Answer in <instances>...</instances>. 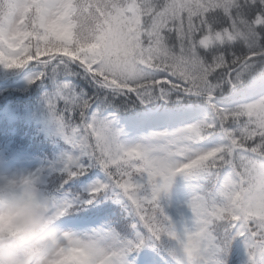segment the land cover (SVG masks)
Masks as SVG:
<instances>
[{
	"label": "clouds",
	"instance_id": "1",
	"mask_svg": "<svg viewBox=\"0 0 264 264\" xmlns=\"http://www.w3.org/2000/svg\"><path fill=\"white\" fill-rule=\"evenodd\" d=\"M225 49L242 63L264 49V0H0V69L38 87L83 68L117 88H140L161 76L180 81L182 70ZM248 63L249 77L264 75V60ZM247 83L221 95L237 103L264 97L238 96ZM168 91L174 104L179 92ZM259 115L264 118V105ZM59 159L34 170L0 171V264H135L138 245L129 246L114 225L66 223L85 210L78 202L86 196L66 187L80 173L64 171ZM151 160L177 174L174 204L155 226L154 240L141 243L152 241L164 264H232L236 247L241 264H264V180L239 161L204 173L198 159L186 162L179 149ZM181 183L203 188L191 207L177 198Z\"/></svg>",
	"mask_w": 264,
	"mask_h": 264
},
{
	"label": "snow or ice",
	"instance_id": "2",
	"mask_svg": "<svg viewBox=\"0 0 264 264\" xmlns=\"http://www.w3.org/2000/svg\"><path fill=\"white\" fill-rule=\"evenodd\" d=\"M223 53L209 57L199 68L193 65L182 70L180 81L161 76L159 81L141 82L140 88H117L83 68L44 95L46 122L71 146V151L61 155L63 170L78 168L80 174L75 180H91L83 189L86 198L78 202L79 206L87 208L105 200L120 204L119 219L106 223L116 224L126 233L129 246L138 245L132 256L150 249L152 241H141L148 237L154 240L155 226L166 219L168 207L174 204L172 185L177 174L154 163L152 156L170 157L179 149L186 162L198 159L200 171L207 174L224 165L236 166L239 161L241 167L264 180V160L258 159L264 158V118L259 115L264 97L237 103L221 95V89H235L246 78L247 86L238 96L264 93V75L248 76L253 72L248 61L264 60V49L249 53L243 63L240 55H229L226 49ZM73 77L87 80L95 91L78 90ZM26 82L32 85L31 79ZM145 88L149 91L144 92ZM169 89L179 92L174 104ZM126 97H131V102H125ZM185 101L187 104L182 103ZM201 103L205 104L202 112L189 107ZM135 109H142L150 118L146 120L139 113L136 118H121L122 113ZM147 129H152L151 134L141 135ZM58 162L60 159L50 164ZM94 169L103 177L93 180L89 173ZM188 187L189 194L180 203L191 207L202 198L203 188L199 184Z\"/></svg>",
	"mask_w": 264,
	"mask_h": 264
},
{
	"label": "rangeland",
	"instance_id": "3",
	"mask_svg": "<svg viewBox=\"0 0 264 264\" xmlns=\"http://www.w3.org/2000/svg\"><path fill=\"white\" fill-rule=\"evenodd\" d=\"M2 79L3 80L8 79V80H10V83H11V84H8L7 86L0 88V103L2 102L3 99L7 98V100H11L10 103H12V105H13V107H12L13 108L12 109V113H13L12 117L13 118L9 119L7 121V124H9L10 126H14V124L16 122L15 119L18 116L17 112L19 113L18 107H20L21 109L25 108L29 111V112L27 110L23 111L24 112L23 115L30 113V115H27L28 118H34L33 115H40L38 112H34V106H35L34 103L41 102L42 107L40 108V110L44 111L43 99L41 100V98H42V96L44 97L45 93H50V92L54 91V89H55V83L54 82L50 83L51 87H49L47 90H43L42 87H35L32 91V93L34 94V96H32V97H35L38 95V97H40V98H38L37 101L36 100L31 101V100H28V99H31V97L26 96V90H28L30 85L27 84L25 79L21 78L20 76L16 75L15 73H11L9 71L0 69V81H2ZM17 80H19V81L17 83H14ZM74 81H75V79L72 78V82L76 85L78 90L81 89L80 87H82L83 90H84V87H90V88H92L93 91L95 90L93 85L90 86L88 84L81 83V86H79ZM11 90H15V92L8 93ZM184 103H187V102L185 101ZM6 108L3 109L0 107V113L1 112H7L8 113V111H6ZM138 110L139 109H135V110H132L131 112L126 113V114L129 116H134L135 114H137L139 112ZM202 111H203V109L199 112H202ZM2 120L5 121L4 119H2ZM49 128H50V126L49 125L47 126V122L44 121V129L49 130ZM51 133H53L56 137L59 136L55 132V130H49V131L44 132L46 137L50 136ZM61 140H63V139L61 138ZM37 144H41V143L37 142ZM59 157L57 158V160L59 159ZM2 160H3V157L0 156V166L2 164ZM40 164H42V163L39 161H36L35 159L20 158L15 163H13L9 168H7L6 171L34 170ZM0 171H5V170L0 169ZM102 177H103V174H97L94 177V179L102 178ZM72 182H70V184ZM85 186L87 187V185H85ZM181 189H185L186 191L182 192ZM189 191H190V189H189L188 185L181 183L177 189V196H178L177 198L180 201H182L189 194ZM180 194H182V195H180ZM74 227H80V226H74ZM80 228H82V227H80Z\"/></svg>",
	"mask_w": 264,
	"mask_h": 264
},
{
	"label": "trees",
	"instance_id": "4",
	"mask_svg": "<svg viewBox=\"0 0 264 264\" xmlns=\"http://www.w3.org/2000/svg\"><path fill=\"white\" fill-rule=\"evenodd\" d=\"M73 79H75V83L77 84V85H79V86H81V83H84V84H88V85H90V86H92L87 80L85 81L83 78H81V77H73ZM52 81H45V83H44V85L42 86V88H43V90H47L49 87H51V85H50V83H51ZM39 83V82H38ZM35 87H38L37 85H31L29 88H28V90H26V96L27 97H31V99H29V100H31V101H34V100H36V99H38L37 97H38V95L37 96H35V97H32V96H34V94L32 93V91H33V89L35 88ZM81 89H82V87H80ZM84 91L85 92H88V93H90V92H94L93 90H92V88H90V87H84ZM12 92H15V90H11V91H9L8 93H12ZM10 101L11 100H7V98H5V99H3L2 100V102L0 103L1 105H0V107H4V108H6V110L8 111V114H12V107H13V105H12V103H10ZM182 103H184V102H182ZM185 104H187V103H185ZM21 108L20 107H18V110H20ZM142 109H139L138 111H141ZM9 119V118H8ZM18 123H16V125H17ZM16 125H14V127L16 126ZM20 125V124H19ZM19 125H18V127H19ZM81 179V177L78 179V180H74L73 182H78L79 180ZM72 182V183H73ZM72 183L71 184H69V185H66V187L67 186H72ZM98 207H92V208H90L89 209V213L90 214H102L104 217H105V220H106V222H109V221H116V220H118L119 219V214H120V212L122 211V208H121V206H120V204H118V203H114L113 202V200H111V203L110 202H107L106 200L105 201H103V202H101V203H98ZM112 210H115V213L113 214V211ZM119 231H120V229H119V227L116 225V224H113ZM123 233V232H122ZM124 234H126V233H124Z\"/></svg>",
	"mask_w": 264,
	"mask_h": 264
},
{
	"label": "bare ground",
	"instance_id": "5",
	"mask_svg": "<svg viewBox=\"0 0 264 264\" xmlns=\"http://www.w3.org/2000/svg\"><path fill=\"white\" fill-rule=\"evenodd\" d=\"M92 92H90L89 94H91ZM37 98H40V97H37ZM43 99V96H42V98H41V100ZM78 185H79V182H73L72 183V187L73 188H77L78 187Z\"/></svg>",
	"mask_w": 264,
	"mask_h": 264
}]
</instances>
